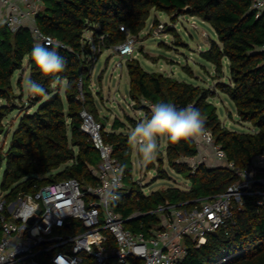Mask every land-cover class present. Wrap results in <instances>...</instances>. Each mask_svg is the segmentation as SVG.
<instances>
[{
    "label": "trees",
    "instance_id": "obj_1",
    "mask_svg": "<svg viewBox=\"0 0 264 264\" xmlns=\"http://www.w3.org/2000/svg\"><path fill=\"white\" fill-rule=\"evenodd\" d=\"M43 8L35 19V27L56 39L59 54L66 61L61 73L45 75L30 59L35 44L33 29L23 26L12 32L0 26V134L6 132L4 120L17 108L12 105L13 78L29 61L30 78L39 83L46 95H34L13 132L11 144L2 163L5 172L1 188L13 200L19 194H34L39 188L65 179L75 178L83 185L97 183L93 169L100 163V152L82 130V112H90L103 126L105 143L113 146L114 157L125 174L124 191L115 210L129 219L127 228L150 238L159 230L158 210L166 206H197L200 201L225 192L236 181L234 173L224 165L201 164L193 172L185 161L198 155L193 137L179 142L167 139L166 155L170 167L190 181L189 190L169 188L146 196L133 180V148L129 135L119 132L124 124L115 120L112 131L100 121L96 97L92 90L94 55L85 39L93 32L98 46L95 57L123 44L129 35L139 36L151 12L167 13L175 19L189 15L208 23L218 42L202 58L221 74L224 60L229 61L230 83L217 88L236 105L243 123H251L257 131L239 133L223 126L217 107L209 99L211 91L179 81L163 73L146 71L138 60L128 63L129 97L150 115V105L173 103L177 108L193 105L204 120V131H210L215 144L226 153L229 162L241 170L251 166L254 157L264 152V13L256 17L249 0H43ZM57 45V44H56ZM54 46V45H53ZM57 80L67 81L62 94ZM22 87V82L19 83ZM62 166V172L54 173ZM261 196H247L241 210H235L228 226L207 235L204 245L186 239L187 255L180 264H264V203ZM2 224L0 222V239ZM43 264H53L42 257ZM109 264H118L111 259ZM136 264V263H134Z\"/></svg>",
    "mask_w": 264,
    "mask_h": 264
},
{
    "label": "built area",
    "instance_id": "obj_2",
    "mask_svg": "<svg viewBox=\"0 0 264 264\" xmlns=\"http://www.w3.org/2000/svg\"><path fill=\"white\" fill-rule=\"evenodd\" d=\"M256 17L264 13V0H249ZM43 0H0L4 23L12 32L20 27L33 29L35 43L46 47L59 44L55 38L43 34L35 27V19L43 8ZM165 25L160 24L159 29ZM88 40L92 53H98L94 38ZM135 40H127L115 47L123 59L135 53ZM264 52V45L260 48ZM120 66L123 65L120 63ZM82 130L92 139L100 152L101 161L93 169L95 185H83L75 178L48 184L34 194H19L9 200V192L0 194V264H43L46 257L56 264L62 257L67 264H180L187 255L186 239H193L197 246L204 245L209 233L228 226L235 210L244 206V198L259 195L264 203V152L252 160L251 166L241 170L229 162L226 153L215 144L210 131L194 136L199 153L185 159L194 172L201 164L224 165L236 181L228 189L209 199L200 201L193 208L184 205L166 206L158 210L160 229L150 238L127 228V222L139 215L124 219L114 203H105L101 193L113 175H120L119 195L125 188L122 165L113 156L114 149L105 143L103 126L88 112H82ZM212 158V159H210ZM211 160V161H210ZM40 211V214L37 212ZM35 218L29 223L31 218ZM58 231L74 234H59Z\"/></svg>",
    "mask_w": 264,
    "mask_h": 264
},
{
    "label": "rangeland",
    "instance_id": "obj_3",
    "mask_svg": "<svg viewBox=\"0 0 264 264\" xmlns=\"http://www.w3.org/2000/svg\"><path fill=\"white\" fill-rule=\"evenodd\" d=\"M161 23L165 25L164 29H159ZM87 35L92 38L93 32L87 31ZM130 36L136 45L133 56L123 59L116 53L115 48H112L104 51L100 57L93 58L92 90L96 97L100 121L106 125L108 131H112L115 120H119L124 127L117 130L118 133L129 135L135 125L148 116L146 111L136 108L137 105L129 97L130 76L127 65L133 60H138L150 73H163L179 81L210 90L212 97L209 101L217 107L220 121L228 129L239 133L257 131L251 123L241 122L235 103L217 88L219 83H230V76L227 77L230 75L229 65L225 62L227 59L224 60L222 73L219 74L215 66L202 58L203 52L211 47V41L218 42L217 34L211 25L189 15H180L175 19L167 13L153 10L139 36ZM28 64L29 62L25 61L24 68L13 78L16 98L12 99V105L17 109L6 117L4 120L6 132L0 134V194L4 192L1 188L5 172L2 157L6 155L13 132L24 113L36 110L30 109L33 94L25 87V81L30 78ZM20 82L22 87L19 86ZM64 91L63 88L62 94ZM0 104L5 102L0 100ZM166 148L167 138H164L156 158L144 166L139 164L141 158L136 148H133V180L146 196L159 190L169 188L189 190L191 187L189 180L170 167ZM207 164L212 163L208 161ZM217 164L214 162L212 165ZM65 167L62 166L54 173L62 172ZM56 233L74 234L71 231Z\"/></svg>",
    "mask_w": 264,
    "mask_h": 264
},
{
    "label": "clouds",
    "instance_id": "obj_4",
    "mask_svg": "<svg viewBox=\"0 0 264 264\" xmlns=\"http://www.w3.org/2000/svg\"><path fill=\"white\" fill-rule=\"evenodd\" d=\"M59 44L46 47L35 43L30 52V59L45 75L61 73L66 61L57 48ZM62 88L68 87V82L57 80ZM27 91L34 95H46L45 89L35 80L25 81ZM204 120L200 110L193 105L177 108L173 103L156 102L150 105V115L139 121L129 133V142L136 148L141 166L151 163L160 150L161 141L167 138L171 142H179L188 137L203 134ZM120 175H113L111 182L101 193L105 203H114L120 199L118 189ZM56 264H67L62 257H57Z\"/></svg>",
    "mask_w": 264,
    "mask_h": 264
},
{
    "label": "crops",
    "instance_id": "obj_5",
    "mask_svg": "<svg viewBox=\"0 0 264 264\" xmlns=\"http://www.w3.org/2000/svg\"><path fill=\"white\" fill-rule=\"evenodd\" d=\"M193 18H196V17H193ZM3 23H4V12H3V9H1V7H0V26L1 25H3ZM204 53V52H203ZM25 61H28V59H26ZM29 62V61H28ZM225 62H227L228 63V65H229V61L228 60H226ZM211 64V63H210ZM212 66L214 67V65L212 64ZM28 68L30 69V66H29V64H28ZM215 68V67H214ZM213 70H215V69H213ZM230 75H228L227 77H229Z\"/></svg>",
    "mask_w": 264,
    "mask_h": 264
},
{
    "label": "water",
    "instance_id": "obj_6",
    "mask_svg": "<svg viewBox=\"0 0 264 264\" xmlns=\"http://www.w3.org/2000/svg\"><path fill=\"white\" fill-rule=\"evenodd\" d=\"M37 213L40 214V211H38ZM34 219H35L34 217L31 218V219L29 220V223H32V222L34 221Z\"/></svg>",
    "mask_w": 264,
    "mask_h": 264
}]
</instances>
